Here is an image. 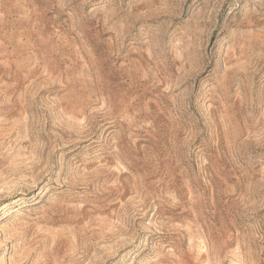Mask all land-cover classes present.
Listing matches in <instances>:
<instances>
[{"label":"rangeland","instance_id":"obj_1","mask_svg":"<svg viewBox=\"0 0 264 264\" xmlns=\"http://www.w3.org/2000/svg\"><path fill=\"white\" fill-rule=\"evenodd\" d=\"M0 264H264V0H0Z\"/></svg>","mask_w":264,"mask_h":264}]
</instances>
